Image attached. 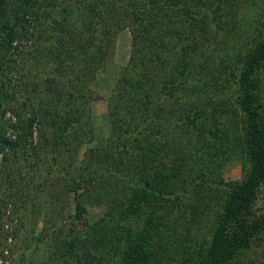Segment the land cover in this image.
Here are the masks:
<instances>
[{
  "label": "rangeland",
  "instance_id": "374dc122",
  "mask_svg": "<svg viewBox=\"0 0 264 264\" xmlns=\"http://www.w3.org/2000/svg\"><path fill=\"white\" fill-rule=\"evenodd\" d=\"M85 1L89 5L85 6ZM260 2L202 0L198 7L192 6L193 10L199 8V18L185 38V48L192 64L204 61L205 65H213L217 69L219 61L227 63L231 60L237 50L236 44H232L235 43L234 38L246 29L252 31L264 18ZM104 3H109V0H63L54 5L50 0H32L29 12L38 14L34 26L29 28L27 37L21 33L13 44L17 48L6 54L3 60L5 75L1 83L16 92L15 99L6 104V117L14 121V108L21 105L26 118L29 121L31 117L32 122L30 133L15 150L6 149V155L0 151V264H65V259L78 258L82 264H117L113 251L117 252L115 237L120 235V229L111 231L114 227L119 228L123 221L119 210L130 204L126 180L122 177L124 173H121L124 165L118 163L119 149L114 138L122 125L131 128L136 124H146L147 128L152 126L151 132L158 127L164 128L157 136L144 131V137L140 139L142 145L143 142L154 143L159 138V142L171 151L162 162L149 167L151 174L157 172L158 166L169 167L179 158L177 150L183 149L180 140L183 135L186 139L190 136L194 146L202 150V137L206 135L208 124L200 129L185 126L182 133L179 127L174 126L181 113H192L198 98L203 99L197 97L204 85L198 78L200 75L192 72L180 95H164L159 91L161 74L167 62H176L181 57L179 48L169 53L167 61L158 68L143 47L140 37L144 31L137 28L136 19L119 15L120 21L111 24L109 14H102L104 20L98 16L100 5ZM150 13L158 28L167 21L172 28L185 33L186 18L176 22L171 14L167 20L161 21L159 13L153 9ZM55 20L61 24L71 23L78 32L86 28L91 32L100 22L106 32L105 40L110 37L113 40L108 45L109 49H105L104 43L99 50L93 44V54L88 55L93 67L86 71V75L87 63L80 50L73 53L75 58H70L66 54L67 49H72L70 46L61 47L53 43L60 37L51 28ZM138 32H141L140 37ZM135 36H138V48L141 50L136 56L131 52ZM199 46L204 47L206 55L197 56L195 50ZM154 47L153 44L151 49H158ZM215 48L221 49L220 58H213L211 50ZM141 66H144L141 81L131 80V73ZM201 76L204 77L205 73ZM217 76L212 80L214 84L218 83ZM233 91L234 85L221 88L215 113L218 125L225 123L231 130V136H222L221 132L214 131L211 145L204 147L206 153L202 155L200 151L196 162L192 163L196 181V173L200 171L197 166L203 167L201 169L208 172L209 184L219 187L217 195H226L224 184L240 181L249 167L244 162L241 149L236 146L237 135L242 131V115ZM6 135L11 140L16 137L12 128ZM219 140L222 144H233L234 150L224 154L213 152L220 145ZM211 167L214 170L210 171ZM76 198L85 205L82 219L75 217ZM190 200H194L193 195ZM261 203L258 201L257 206ZM159 204L155 203L156 210L168 222L159 234L161 239H165L163 231H175L171 222L173 213L168 208L166 212ZM214 206L205 213L198 227L191 231L177 229V233L172 232L175 239L170 248L176 249L181 243L196 249L201 247L200 242L205 248L211 238L215 209L219 208ZM95 223L98 225L94 227ZM110 224L112 228L108 234H98L99 229ZM71 227L75 230L72 235L69 234ZM91 233L97 236L93 237ZM65 242L72 244L70 253H66L69 246ZM263 247L257 241L253 242L242 255L243 258L245 256V264H264ZM156 250L159 253L161 249ZM179 255H172L173 264Z\"/></svg>",
  "mask_w": 264,
  "mask_h": 264
},
{
  "label": "trees",
  "instance_id": "16d2710c",
  "mask_svg": "<svg viewBox=\"0 0 264 264\" xmlns=\"http://www.w3.org/2000/svg\"><path fill=\"white\" fill-rule=\"evenodd\" d=\"M62 1L50 0L51 5L56 2L62 3ZM201 1L109 0V3L100 5L98 16L104 20L102 14L104 16L109 14L111 20L108 21L111 24L120 21L119 15L136 19L137 28L144 31L142 36L141 32L137 34L141 36L143 47L150 55V61H155L158 68L164 64L165 60L167 61L169 53L179 48L181 59L179 58L176 62H167L159 81V91L164 92V95L178 96L185 89V83L191 73L199 74L198 78L203 81L204 85L197 97L203 99L198 98L199 101L192 108V113H181L178 118L180 120L174 121V126L179 127L181 133L184 129L186 130L185 126L200 129L208 124L210 127L206 126L208 130H205V136L203 134L202 150L194 146L193 140L189 139L190 136L187 139L184 135L179 136L183 146L182 150H177L179 158L175 159L169 167L158 166L157 172L153 173L155 175L149 172V167L162 162L163 157H168L171 151L159 142V138L154 143L144 144L143 142L142 145L140 139L144 137V131L157 136L164 128L158 127L155 132H151L152 126L147 128L146 124H136L131 128L122 125L115 134L114 138L119 149L118 163L124 165L121 173H124L122 177L126 180V195L130 203L119 210L123 221L119 228L114 227L111 231L115 232L120 229V235L115 237L118 242L115 249L117 252L113 251L116 253L117 264H173L174 256L172 255L177 253L180 255L174 264H236L253 242L257 241V244L264 245V18L257 22L252 31L248 32L246 29L240 35L236 34L235 43L232 44H236L237 50L234 57L227 63L219 61L217 69L213 65H205L204 61L193 65L189 52L185 48L187 46L185 38L189 36V29H192L191 26L199 18V8L193 10L192 6L198 7V2ZM260 1L264 12V0ZM30 3L32 0H0V151L4 155L8 152L6 149L15 150V147L26 138L31 129L32 118L30 117L28 121L21 105L14 108V121L6 117V104L15 99L16 92L14 89L11 91L9 87H4L1 83V78L5 75L3 60L6 54L17 48L13 44L21 37V33L27 37L30 33L29 28H33L36 21L38 14L29 12ZM86 5H89L88 1H85ZM151 9L159 13L161 21L167 20L171 14L174 15L175 21L186 18L185 33L180 29L175 30L167 21L163 22L164 26L158 28L157 24H154L155 18L150 13ZM99 23L94 29L92 28L91 32L87 28L78 32L71 23L61 24L56 20L53 22L54 25H51L52 30L60 34V37L56 38L58 40H53V43L61 47L70 46L72 48L66 51L68 57L75 58L76 54L73 53L80 50V54L87 63L84 75L93 67L92 61L88 58V55L93 54V44L97 45L98 50L102 49L103 43L106 44L105 49H109L108 45L111 44V37L105 40L106 32L102 30ZM138 36L133 38L132 43L131 52L133 51L135 56L141 53L138 48ZM208 41L211 43L209 38ZM153 44L154 48L158 49H151ZM211 52H214L213 58H220L221 49L215 48ZM195 53H198V57H202L206 55V50L199 46ZM216 53L218 55H215ZM143 67L134 69L131 73V80L141 81ZM203 72L204 77L201 76ZM215 76L218 77L217 84L212 81ZM228 85H234V98L242 115V131L237 135L236 146L241 149L244 162H247L249 167L240 181L224 184L226 195H217L220 189L209 184L208 172L205 173L201 169L203 167L197 166L200 171L196 173L199 182L196 181L192 170L195 165L192 163L196 162L195 158L200 151L202 155L206 153L207 150L204 147L211 145L210 142L215 138L214 131L221 132L222 136H231V130L225 123L222 126L218 125L216 122L218 117L215 114L220 101L219 92L223 86ZM188 91L191 94L190 90ZM224 122L227 123V121ZM9 128L16 133L14 140L6 135ZM232 150H234L233 144L220 143L213 152L224 154ZM201 162L203 165L204 159ZM206 166L207 164L204 168ZM215 168L217 170V165ZM212 170L214 167L210 168V171ZM192 195L193 201L190 200ZM258 201L262 202L261 206H257ZM155 203H161L166 212L168 208L173 213L171 220L175 226L173 234L177 233V229L191 231L193 227H198L205 213H208L211 207L215 208L214 205L219 206L215 209L214 224L208 245L204 248L205 245L200 242L201 247L195 249V247L191 248L187 244L179 243L178 248H170L175 237L173 238L172 232L168 233L170 229L163 231L165 239L159 236L162 233L161 228L164 230L168 222H165L164 216L157 212ZM85 211L83 202L76 198L75 217L82 219ZM97 225L95 223L94 227ZM111 228V224L107 225L99 229L98 234H108ZM74 231L73 227L69 228V234L72 235ZM156 242L159 243L156 244ZM65 244L69 246L66 253H70L71 242H65ZM156 249L161 250L157 253ZM64 261L65 264H82L79 258ZM239 262L245 264V256L244 258L242 256Z\"/></svg>",
  "mask_w": 264,
  "mask_h": 264
}]
</instances>
